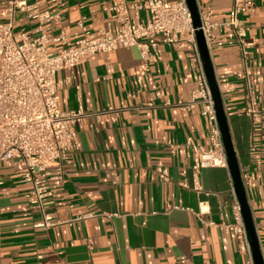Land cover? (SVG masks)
<instances>
[{
	"label": "crops",
	"instance_id": "obj_1",
	"mask_svg": "<svg viewBox=\"0 0 264 264\" xmlns=\"http://www.w3.org/2000/svg\"><path fill=\"white\" fill-rule=\"evenodd\" d=\"M111 1L40 0L39 10L52 16L44 24L49 33L62 29L75 41L83 34L79 21L91 32L110 22ZM253 1L245 15L248 76L230 28L214 29L209 54L264 259V0ZM196 3L220 24L232 0ZM2 8L0 0V14ZM37 25L18 12L14 31L38 35ZM195 66L191 45L179 41L158 45L149 62L135 47L118 48L56 73L60 109L81 107L86 114L76 125L78 150L63 155L64 179L48 184L49 211L59 224L34 226L39 212L30 186L19 181L22 167L0 163V264H245L234 237L217 226L231 220L236 197L228 169L205 168L194 177L185 147L209 146L201 107L182 108L195 86ZM250 97L252 116L245 114ZM172 145L180 147L171 151Z\"/></svg>",
	"mask_w": 264,
	"mask_h": 264
},
{
	"label": "built area",
	"instance_id": "obj_2",
	"mask_svg": "<svg viewBox=\"0 0 264 264\" xmlns=\"http://www.w3.org/2000/svg\"><path fill=\"white\" fill-rule=\"evenodd\" d=\"M40 5V0L32 3L28 0H3L0 14V163L22 167L19 181L30 186V202L39 212L35 227L49 228L59 224L49 211L53 192L48 184L64 179L63 155L78 150L76 125L86 115L81 107L71 111L60 109L55 75L59 70L85 62L96 53L135 47L140 58L149 62L157 55L158 45L188 42L195 56L196 75L195 86L189 91L182 108L192 110L199 105L200 114L209 123L208 147L191 141L185 145L192 153V174L196 177L205 168L228 169L214 103L195 39L196 29L192 26L185 0H143L136 4L112 0L108 6L110 22L91 32L79 21L83 34L75 41L68 39L62 29L56 35L49 33L44 24L52 16L48 11H40ZM254 7L253 0H232L227 19L220 24L210 22L209 12H199L200 30L208 51L215 41L216 27L231 29L245 76L249 73L252 46L247 37L245 15ZM140 11L147 12L145 20L139 19ZM18 12L37 20L38 35L24 30L14 31ZM54 44L60 45L59 51L54 49ZM247 102L245 114L252 116L256 113L255 102L251 97ZM179 147L172 145L170 149L174 151ZM158 175L162 180L168 178L166 169L158 170ZM193 188L202 191L198 183ZM231 210V220L217 226L234 237L244 263L254 264L236 197ZM203 212L205 202L199 201L198 213Z\"/></svg>",
	"mask_w": 264,
	"mask_h": 264
},
{
	"label": "water",
	"instance_id": "obj_3",
	"mask_svg": "<svg viewBox=\"0 0 264 264\" xmlns=\"http://www.w3.org/2000/svg\"><path fill=\"white\" fill-rule=\"evenodd\" d=\"M185 1L189 9V12L191 14L192 26L193 28L196 29L195 39L199 51V56L209 84L211 97L214 103V109L221 134L223 148L226 155L227 168L232 180L233 190L236 199L240 206L243 223L247 231L248 240L252 251L253 262L254 264H264V259L260 249L256 228L253 222L246 190L242 180L238 158L232 140V135L230 132L227 116L225 113L223 100L220 94V89L217 83L216 75L214 72L212 61L210 59L208 48L205 44L202 31L200 30V18H199L198 6L196 0H185Z\"/></svg>",
	"mask_w": 264,
	"mask_h": 264
}]
</instances>
